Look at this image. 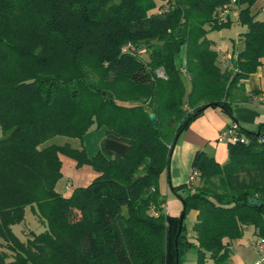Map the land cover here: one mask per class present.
<instances>
[{
  "label": "trees",
  "instance_id": "16d2710c",
  "mask_svg": "<svg viewBox=\"0 0 264 264\" xmlns=\"http://www.w3.org/2000/svg\"><path fill=\"white\" fill-rule=\"evenodd\" d=\"M258 1L0 0V264H188L190 248L196 264H230L246 227L264 238V123L241 128L248 142L228 143L223 164L196 153L195 180L173 187L182 225L158 193L190 124L208 108L233 118L247 99L243 80L264 66ZM225 5L246 26L232 68L208 38L231 25L219 16ZM94 126L105 136L92 157L83 144L52 141L83 143ZM62 156L98 173L70 197L57 190ZM29 206L44 230L24 241L13 226Z\"/></svg>",
  "mask_w": 264,
  "mask_h": 264
},
{
  "label": "crops",
  "instance_id": "0c3cea01",
  "mask_svg": "<svg viewBox=\"0 0 264 264\" xmlns=\"http://www.w3.org/2000/svg\"><path fill=\"white\" fill-rule=\"evenodd\" d=\"M260 1L261 4L258 5ZM261 6H264V0H259L256 3V5L254 6V11L260 8ZM234 12L235 20H237V11ZM261 13L263 12H260L259 14ZM244 31H246V28L241 32V34ZM241 34L238 38V42L235 41V44H237L238 46L237 52L233 50L232 52H226L219 56V64L223 68H230L226 64V61L224 59L225 56L230 55L232 57L231 62L233 65L235 62H239L241 51L244 47ZM243 84L245 87L247 99L242 103L234 106L233 118L220 109H206L203 114L199 116L196 120H194L189 126V128L185 130L178 138L176 144H180L179 148L181 149L177 153V158L182 155V148L187 149L188 152L193 155V159L195 158V155L198 151L205 150L208 154L213 155L219 163L223 164L228 160V143L224 142V144L223 142L218 141L219 133L233 121L238 122L240 127L244 129L250 130V128L247 127H253L251 129L252 131L257 130L260 124L264 123V103L259 101L257 98L259 93L264 92V66H260L255 73L251 74L247 79L243 80ZM82 144L87 150V146L84 143V139L83 143L79 141L76 147H81ZM96 153L97 152L91 154L87 150V154L89 157L94 156ZM61 159L63 163V176L57 184V190L61 192L62 195L65 197H70L75 188L87 186L98 175V173L93 169L91 165L85 164L79 167L77 165V161L70 157L62 156ZM191 174L187 179L189 182L191 181ZM183 176H187L185 172H183ZM27 208L31 209V211L34 213V217L37 220L38 227L36 228V231L44 230V226L39 221L33 208L30 206ZM26 216L27 214H25V221L23 222L24 227L22 228L23 237L19 236V234H17V232L15 231L14 228L16 225L13 226V231L15 232V234L24 241L29 236V230H35V228H30L29 224H27ZM248 227H246L245 230ZM251 227L253 228V238H250V246L244 245L241 251L240 248L236 247L237 243L236 245H233V242H237L238 240L231 241L232 254L230 264H255L259 260L260 257L257 251L256 244L259 237L256 235L254 227ZM4 243L5 242L0 238V251L6 249Z\"/></svg>",
  "mask_w": 264,
  "mask_h": 264
},
{
  "label": "rangeland",
  "instance_id": "374dc122",
  "mask_svg": "<svg viewBox=\"0 0 264 264\" xmlns=\"http://www.w3.org/2000/svg\"><path fill=\"white\" fill-rule=\"evenodd\" d=\"M261 4V1L258 3V5ZM264 6H261L260 8H263ZM232 23L229 27L210 31L208 34V38L212 39L214 41V46L216 50L219 53V56L226 53V52H232L235 50L237 52V44H235V41L238 42V38L243 30H245L246 26H243L235 20V12L232 14ZM259 18L264 19V14H259ZM184 52V50H183ZM140 58L144 61H147L148 54L142 53L139 54ZM138 55V56H139ZM220 58V57H219ZM184 83L187 88V91L190 90V80L186 76V74L183 75ZM191 125V124H190ZM250 128V130L253 127H247ZM0 135H1V127H0ZM105 136V133L103 129H97L96 126L92 127L84 136V143L87 146L88 152L91 154H94L101 148L102 140ZM70 141L73 146H76L79 142L78 139H70L63 136L55 137L52 141L55 143H63L64 141ZM224 143V142H223ZM225 144V143H224ZM180 145V144H179ZM178 144H175L172 154H171V162H170V179L167 176L166 172H163L160 176L159 182H158V193L162 199L166 200L165 206V213H168L171 216H181L183 204L182 201L177 197L176 193L173 190V187H179L185 184H188L189 181L187 180L192 173L193 167V155L188 152L187 149L182 148V155L177 158V153L181 149L179 148ZM183 172L186 173V177L183 176ZM62 183V182H61ZM60 183V184H61ZM184 190H180L179 193L186 194ZM157 211H155V214ZM27 216L26 221L27 224H29L30 228H36L38 227L37 220L34 217V213L31 211L30 208H27ZM157 215V214H156ZM197 219V211L192 209L189 210L184 218V225H185V231L187 232V235L190 239L194 238L195 232H194V224ZM24 227V223L17 224L15 226V231L19 236L23 237L22 234V228ZM253 228L249 226L245 232L244 235L237 239V242H233V245H236L238 248L241 249L244 245H251L250 244V238H253L252 233ZM240 251V250H239ZM258 251V249H257ZM259 254V252H258ZM260 257V255H259ZM186 259L188 264H196L197 262V249L196 248H190L186 253ZM231 259V258H230Z\"/></svg>",
  "mask_w": 264,
  "mask_h": 264
},
{
  "label": "built area",
  "instance_id": "2783aa9c",
  "mask_svg": "<svg viewBox=\"0 0 264 264\" xmlns=\"http://www.w3.org/2000/svg\"><path fill=\"white\" fill-rule=\"evenodd\" d=\"M264 13V8L262 10ZM233 13L231 7L229 5H225L224 7L221 8L220 10V19L222 21H228V17ZM141 52H145L144 50ZM231 56H225L224 59L226 61V64L228 67L232 68L233 64L231 62ZM157 75L159 77L167 78L165 72L163 69H159L157 71ZM258 100L264 103V92L259 93L257 96ZM218 141L220 142H225V143H235V142H243L247 143L248 142V137L246 136L245 133L241 130L240 125L238 122L233 121L231 124L227 125L218 135ZM198 172L193 171L191 174V181L195 180L197 177ZM257 249L260 255L259 260L255 264H264V238H259L257 240Z\"/></svg>",
  "mask_w": 264,
  "mask_h": 264
},
{
  "label": "water",
  "instance_id": "95a60500",
  "mask_svg": "<svg viewBox=\"0 0 264 264\" xmlns=\"http://www.w3.org/2000/svg\"><path fill=\"white\" fill-rule=\"evenodd\" d=\"M150 117H151L152 121L156 120V115L154 113H152L150 115ZM250 202L261 205V202H259L258 199H256V198H250ZM183 217H184V215L181 216V225L183 222Z\"/></svg>",
  "mask_w": 264,
  "mask_h": 264
}]
</instances>
